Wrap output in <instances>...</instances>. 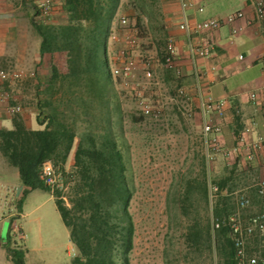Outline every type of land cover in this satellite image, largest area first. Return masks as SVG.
I'll list each match as a JSON object with an SVG mask.
<instances>
[{
	"label": "rangeland",
	"instance_id": "obj_1",
	"mask_svg": "<svg viewBox=\"0 0 264 264\" xmlns=\"http://www.w3.org/2000/svg\"><path fill=\"white\" fill-rule=\"evenodd\" d=\"M20 1L25 14L21 16L22 24L28 29L27 50L31 55L33 40L30 33L32 30L35 32L33 24H65L68 20L64 11L66 0H53L49 19L40 16L36 0ZM161 1L119 0L115 10V15L125 16L132 26L138 28L139 50L153 60L155 87L144 92L154 106L151 116L142 115L133 94L122 91L115 84L106 66L112 90L111 127L127 161L128 176L133 187L130 213L135 233L129 262L226 264L224 254L220 251L225 239L219 232H213L212 220L215 210H219L220 217H226L237 212L238 207L234 197L220 196L212 203L209 197L206 202L201 191L202 160L205 157L203 120L195 101L185 110L182 100L177 98L178 90L183 88L189 92L193 89V82L189 77L175 76L161 62L169 37L162 23ZM35 36L40 41L36 32ZM113 49L112 46L109 52L107 49V54H112ZM79 61L76 52L47 54L46 62L30 63L32 71L29 75L4 88L8 96L5 111L9 113L10 107L21 106V113L9 114L12 120H22L28 129H31L27 125L30 122L35 127L39 125V115L42 120H46L56 114H64L62 120L75 124L78 137L64 167L66 174L73 170L79 137L86 128L82 123L85 117L93 131L101 132L106 127V101L93 96L88 89L81 88L76 78ZM0 67L24 71L13 60L0 62ZM139 74L142 77L143 71ZM117 106L119 109H116ZM237 126L240 129V124ZM234 156L220 154L208 171V180L216 184L229 179L232 184L226 190L230 193L243 191L260 181L258 175L249 178L246 174L248 164L243 158ZM59 172L60 189L33 191L23 203L22 214L12 221L15 231L10 237L11 248L23 251L27 248L28 264H72L78 255L70 243L69 232L63 224L55 199L51 196L53 192L59 191L70 206L69 184L65 183L66 178L63 179L60 168ZM188 190L191 193L187 195ZM244 192H248L252 200L250 208L241 210V214L247 217L259 212L260 202L257 198L253 201L250 193L254 190ZM10 225L9 221L3 225L2 233L7 230V236ZM192 230L201 232L198 244L189 240Z\"/></svg>",
	"mask_w": 264,
	"mask_h": 264
},
{
	"label": "trees",
	"instance_id": "obj_2",
	"mask_svg": "<svg viewBox=\"0 0 264 264\" xmlns=\"http://www.w3.org/2000/svg\"><path fill=\"white\" fill-rule=\"evenodd\" d=\"M118 1L66 0L64 11L68 20L65 24H33L40 38V54L76 52L80 58L77 82L93 96L106 101V127L101 132L88 126L87 116L82 122L86 128L79 137L72 172L66 174L64 167L78 136L75 124L62 120L64 114L46 120L39 115L37 119L42 128L37 130L28 129L18 118L12 120L11 130L0 129V153L9 166L18 170L24 187L19 202L20 213L31 192L51 191L40 179L45 162H53L61 169L63 179L66 178L70 206L59 191L53 192L52 196L78 253L72 264H130L129 255L134 245L135 225L130 213L133 187L127 161L111 127V78L103 60L108 29ZM202 173L201 191L207 202L209 188L205 157ZM227 184V179L217 183L221 191L226 190ZM189 193L190 190L187 195ZM214 215L220 217L219 210H215ZM218 232L225 239V245L220 248L225 263L235 264V250L228 230ZM200 233L192 230L189 240L198 244ZM10 241L8 236L6 251L10 260L13 264H26V252L11 248Z\"/></svg>",
	"mask_w": 264,
	"mask_h": 264
},
{
	"label": "built area",
	"instance_id": "obj_3",
	"mask_svg": "<svg viewBox=\"0 0 264 264\" xmlns=\"http://www.w3.org/2000/svg\"><path fill=\"white\" fill-rule=\"evenodd\" d=\"M181 9V20L178 24L183 34L185 49L192 66V75L197 91L198 109L203 120V138L205 146V159L207 168L215 162L220 154L227 156L239 155L245 149L247 159L253 160L256 154L264 151V137L253 138L256 133V125L251 122L246 126L238 137V144L226 150L219 141L223 130L225 109L229 103L227 98H214L201 92L200 83L206 75V71L199 66L200 60H210L214 55L215 42L212 34L225 26L230 27L231 37H237L243 26L240 22L245 21L247 26L254 23L264 22V0H252L254 10L252 18L247 19L242 10L227 14L225 17L210 18L203 21L192 20L189 12H204V7L197 5L195 0H178ZM40 16L49 19L53 11V0H36ZM138 28L132 26L125 16L113 17L107 34L106 50L103 57L105 65L109 69L115 84L124 92L129 93L136 100V105L142 115L153 114V104L145 97V90H154V63L151 58L144 56L139 50L137 38ZM264 45V40H263ZM114 47V52L107 54V49ZM181 51L176 38L168 37L165 42L161 62L164 67L175 76H181L179 61ZM243 61L244 56L240 55ZM143 71L142 77L139 72ZM215 71L212 66L210 71ZM27 76L24 71H12L0 69V107L7 102L8 96L2 92L3 87L14 81H20ZM262 96V97H261ZM177 98L183 102V108L187 110L192 103L190 94L183 88L177 92ZM248 103L260 105L264 99V86L260 89L247 92ZM21 106L9 108V113L16 115L21 113ZM253 136V137H252ZM44 186L50 190H58L61 187L59 168L53 162H45L40 176ZM209 197L211 203L220 196L234 197L238 211L226 217H214L212 220L213 232L227 229L235 250V264H264V180L252 184L260 200L262 210L247 217L241 214L252 206L251 198L244 191L230 193L220 190L219 186L211 179L208 180ZM22 189L19 186L6 184L0 181V225L9 221L11 223L9 236L15 231L12 221L20 216L19 202L22 197Z\"/></svg>",
	"mask_w": 264,
	"mask_h": 264
},
{
	"label": "crops",
	"instance_id": "obj_4",
	"mask_svg": "<svg viewBox=\"0 0 264 264\" xmlns=\"http://www.w3.org/2000/svg\"><path fill=\"white\" fill-rule=\"evenodd\" d=\"M24 1L26 2L27 0ZM161 2V13L164 19L162 23L168 31L169 37L176 38L178 41V46L181 51V59L179 61L181 74L183 77H189L191 82H193V89L189 90L188 93L192 98V102L195 101L198 105L192 66L185 49L183 34L178 28L181 20L179 1L162 0ZM195 2L197 5L204 7V12L198 13L194 10L189 12V15L194 21L225 17L227 14L237 10H242L247 19L252 18L254 15V10L251 5L252 0H195ZM22 5L20 0H0V62L13 60L20 64L24 68L22 70L29 75L30 71H32L30 63L46 62L47 54L43 56L40 54V41L36 38L35 32H33L34 30L30 33L31 39L33 40V51L31 55L28 53V29L22 24L21 16L24 14ZM240 24L244 29L237 37H231L230 27L228 26L213 33L211 36L215 42L214 55L210 60L199 61V66L206 71V75L200 83L201 92L205 95H211L214 98H227L229 101L225 109L223 130L219 136V141L226 150H230L238 144V137L251 122H254L256 125V133L252 137L255 139L257 137H264V99L257 106L248 103L247 99L248 91L260 89L264 86V45L262 43L264 40V22L254 23L250 26H247L245 21L240 22ZM240 55L244 56L243 61L239 60ZM26 66L29 68H26ZM212 66L215 67V71H210ZM0 69L3 68L0 67ZM7 86L3 87L2 92H5L4 88ZM7 104L6 102L0 107V128L11 130L13 128V122L10 114L5 111ZM237 124H240V129L237 128ZM27 125L32 130L42 128L38 124H36V127L33 126L31 122ZM241 125L243 126L242 128ZM237 157L243 158L246 165L248 164L246 174L249 178L258 175L260 180H264V151L256 154L253 160H248L246 151L243 149ZM0 181L19 186L22 191L24 190L18 170L9 166L1 153ZM227 181V187H230L229 185L232 182L229 179ZM251 187L252 184L242 190H254ZM250 194H252L251 196L254 202L256 198L260 202L256 190ZM221 197L224 198L225 196ZM25 200H27V197ZM262 209L260 203L259 211ZM3 225H0V264H13L4 246L7 243V239L4 242L1 240ZM25 252V260L26 264H28L29 253L27 248Z\"/></svg>",
	"mask_w": 264,
	"mask_h": 264
},
{
	"label": "water",
	"instance_id": "obj_5",
	"mask_svg": "<svg viewBox=\"0 0 264 264\" xmlns=\"http://www.w3.org/2000/svg\"><path fill=\"white\" fill-rule=\"evenodd\" d=\"M2 239L6 240L7 239V230H4L2 233Z\"/></svg>",
	"mask_w": 264,
	"mask_h": 264
}]
</instances>
